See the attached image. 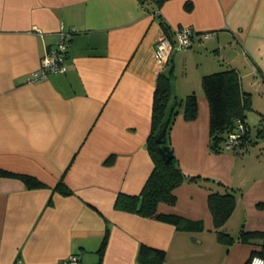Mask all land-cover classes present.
<instances>
[{
    "label": "crops",
    "instance_id": "1",
    "mask_svg": "<svg viewBox=\"0 0 264 264\" xmlns=\"http://www.w3.org/2000/svg\"><path fill=\"white\" fill-rule=\"evenodd\" d=\"M142 2L0 0V169L45 184L30 189L0 175V264H64L72 255L82 264H140L142 243L165 249L164 264H246L256 248L219 242L208 190L187 181L176 188V203H160L159 211L203 220L202 231L116 203L122 193L139 194L154 169L147 144L154 94L161 73L173 67L170 103L196 92L199 113L191 120L182 109L168 144L186 174L241 192L225 231H264V154L212 150L202 83L205 74L232 66L245 91H264V0H168L159 15L170 38L181 26L198 34L165 63L156 48L167 34ZM64 37L67 70L33 82ZM62 179L73 194L55 189Z\"/></svg>",
    "mask_w": 264,
    "mask_h": 264
},
{
    "label": "trees",
    "instance_id": "2",
    "mask_svg": "<svg viewBox=\"0 0 264 264\" xmlns=\"http://www.w3.org/2000/svg\"><path fill=\"white\" fill-rule=\"evenodd\" d=\"M167 1L143 0L142 3L152 5V8L149 6L147 8L160 17L167 36L173 37L171 27L159 15L161 7ZM186 8L191 9L190 2L186 4ZM196 34L198 33L196 32ZM173 77V67L169 71L161 73L154 94L152 131L147 141L148 148L154 159V169L139 194H120L116 206L144 217H156L159 220L175 225L179 230L202 231L205 228L203 220L186 219L177 214H167L159 211L160 203L164 202L169 205L176 203L175 190L178 186L186 181L193 183L209 192L208 205L219 242L227 246H231L235 242L256 246L246 264H250L255 256H260L264 259V231L242 229L238 237H234L224 229L234 213L241 192L215 179L186 174L173 148L168 144L171 129L180 111L183 109L185 116L191 120L196 119L199 113V101L196 92H192L182 99H176L173 104L170 103L173 94L171 84ZM202 83L205 95L210 103V146L212 150L217 153L232 150L239 156L248 153L255 142L252 137L251 126L247 121V112L253 109V98L250 91L243 89L239 71L235 67L228 66L205 74ZM261 94L264 95V91ZM164 128H166V144L170 146L173 154L169 161L164 159L159 149L160 144L157 141L158 134ZM233 135L237 136L235 143L232 147H228ZM259 135L263 136L262 130H259ZM0 175L19 177L30 189L45 187L44 183L32 175L17 174L3 169H0ZM55 189L65 195L74 193L66 185L64 179L58 183ZM107 244L108 237L106 234L99 249L101 257ZM138 260L140 264H164L167 260V252L165 249L142 243L138 253Z\"/></svg>",
    "mask_w": 264,
    "mask_h": 264
},
{
    "label": "built area",
    "instance_id": "3",
    "mask_svg": "<svg viewBox=\"0 0 264 264\" xmlns=\"http://www.w3.org/2000/svg\"><path fill=\"white\" fill-rule=\"evenodd\" d=\"M196 31L190 26H181L176 30L175 40L163 35L157 42L156 55L161 63L169 60L172 51L175 49H189L192 46ZM210 33H203L204 38H208ZM68 55L65 37L42 61V69L35 72L32 81H41L48 78L50 73L64 72L67 70L66 59ZM236 135L231 137L228 147L235 143ZM64 264H82L77 255H72ZM250 264H264V259L260 256L252 258Z\"/></svg>",
    "mask_w": 264,
    "mask_h": 264
},
{
    "label": "rangeland",
    "instance_id": "4",
    "mask_svg": "<svg viewBox=\"0 0 264 264\" xmlns=\"http://www.w3.org/2000/svg\"><path fill=\"white\" fill-rule=\"evenodd\" d=\"M255 96H253V109L249 110L247 112V121L249 122L251 126L252 131V137L254 139V144L251 146L250 152L246 153L244 155H241L240 157H243L245 155H248L250 153L254 154H264L261 151H264V116L261 114V108H264V95H259L258 93L252 92ZM184 97L179 96L178 99H182ZM177 98L174 96V101ZM173 101V102H174ZM264 112V111H263ZM259 130L263 131V136L259 135Z\"/></svg>",
    "mask_w": 264,
    "mask_h": 264
},
{
    "label": "water",
    "instance_id": "5",
    "mask_svg": "<svg viewBox=\"0 0 264 264\" xmlns=\"http://www.w3.org/2000/svg\"><path fill=\"white\" fill-rule=\"evenodd\" d=\"M165 136H166V128H164L157 136V141L160 144L159 149L164 157V159L166 161H169L173 154L172 151L170 149V146L166 144V140H165Z\"/></svg>",
    "mask_w": 264,
    "mask_h": 264
}]
</instances>
